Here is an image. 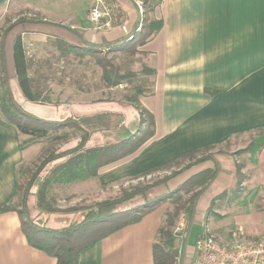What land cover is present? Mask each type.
I'll return each instance as SVG.
<instances>
[{
	"label": "crops",
	"instance_id": "1",
	"mask_svg": "<svg viewBox=\"0 0 264 264\" xmlns=\"http://www.w3.org/2000/svg\"><path fill=\"white\" fill-rule=\"evenodd\" d=\"M111 1L119 10L116 27L98 33L94 45L126 41L121 26L130 37L136 34L140 17L135 2ZM89 6L90 0H0V26L25 19L26 30L19 26L9 35L19 33L27 56L39 57V48L44 52L52 36L64 35L61 28L82 33L91 44L86 20ZM146 7L152 8L150 20L162 22L161 30L135 55L141 58L138 70L144 65L155 73L151 92L139 99L154 117V136L133 155L100 169L98 176L114 169L113 178L127 180L179 165L172 172L180 171L185 182L216 167L214 180L198 199L196 220L206 215L203 204L208 206L224 192H237L239 199L232 203L241 202L228 224L213 229L205 224L197 239L209 230L223 237L236 232L255 241L264 235V211L259 212L256 199L264 194V0H147ZM65 37L76 42L68 33ZM10 40L8 37L7 45ZM10 85L26 112L59 120L23 101L12 78ZM2 96L0 84V101ZM88 103L68 105L67 117L74 115L77 107L78 112L86 111ZM98 108L124 117L121 105ZM21 136L0 116V207H10L15 198L17 173L24 158ZM237 167L243 176L239 185ZM173 181H168L166 191ZM163 213V206L159 207L139 223L96 243L81 253L79 264H154L153 246L164 222ZM64 217H46L62 221L56 227L46 225L62 227L69 222ZM193 223L188 222L182 243L187 242ZM182 237H178L180 241ZM182 250L179 256L189 255L193 248L183 245ZM0 264H56V260L30 247L17 213L7 211L0 213Z\"/></svg>",
	"mask_w": 264,
	"mask_h": 264
},
{
	"label": "trees",
	"instance_id": "2",
	"mask_svg": "<svg viewBox=\"0 0 264 264\" xmlns=\"http://www.w3.org/2000/svg\"><path fill=\"white\" fill-rule=\"evenodd\" d=\"M145 6L147 0H142ZM148 8L140 32L131 40L105 46L87 43L82 33L63 29L64 35H54L44 48V57H28L27 51L19 33L9 35L14 29L27 24L25 19H18L4 31L0 41V84L3 88V99L0 103L1 112L8 124L20 135L32 138H45L50 133L71 130L80 133L76 145L68 150L57 152L48 151L42 158L36 171L29 177L24 187L16 184L15 197H19L17 208L6 205L0 207V213L14 211L20 220L21 231L30 247L39 250L56 260V264H79L82 252L119 230L139 223L144 216L165 204L175 206L173 213L165 214L162 227L158 231V239L153 246L154 264H175L178 251L174 248V237L171 229L174 227V217L178 214L183 196H187V210L191 215L197 201L204 190L216 176L214 170L200 172L175 189L166 191L167 183L177 176L180 171L151 184L149 187L134 189L115 198L97 202L92 205L75 206L67 209L52 207L47 194L53 183L83 182L98 176L100 169L112 165L133 155L139 148L154 136V117L139 103L140 97L146 92L147 77L155 76L153 70L143 65L141 71L121 73L120 67L115 65L107 56L110 54H129L135 56L138 49L146 44L153 35L162 28L161 21L150 20ZM23 30H26L25 28ZM68 33L76 42L65 37ZM10 43L7 45V38ZM141 54V53H140ZM144 56V55H142ZM72 65L82 68L87 65L98 68V90H111L121 86L134 89V96L129 102L134 104L136 113V128L127 137L116 142L106 144H89L90 139L84 128L93 122L100 121L107 128L123 117L120 113L100 110L101 106L120 105L119 101L99 99L88 103L86 111L75 113L65 119L48 120L39 118L26 112L15 99L10 80L15 83L23 101L31 104L41 103L43 100L42 82H46L52 66L63 67ZM64 68V67H63ZM96 73V71L94 70ZM12 77H11V76ZM81 87L78 81L70 82ZM152 85V82L150 83ZM83 88V87H82ZM149 94V93H148ZM192 153L189 157L193 156ZM207 158L197 160L199 163ZM193 165V164H191ZM189 165V166H191ZM46 174L41 177L43 171ZM40 179V180H39ZM238 185L243 176L239 167L236 169ZM161 188L159 193L157 191ZM215 200L210 203V208ZM50 216L70 217L68 224L59 228H50L39 223Z\"/></svg>",
	"mask_w": 264,
	"mask_h": 264
},
{
	"label": "rangeland",
	"instance_id": "3",
	"mask_svg": "<svg viewBox=\"0 0 264 264\" xmlns=\"http://www.w3.org/2000/svg\"><path fill=\"white\" fill-rule=\"evenodd\" d=\"M148 8L149 7H146V12ZM8 26L9 24L0 26V41L2 37L1 34L4 31L3 29H7ZM39 54L41 55L39 57H44L45 52L39 48ZM107 58L111 59L115 65L120 67L121 73L130 71L138 74L141 71V69L138 70L139 66L141 65V58L139 57L129 54H110L107 56ZM63 67L61 68L59 66L57 67L56 65H53L51 72L47 75V78L49 77V79L46 82H42L41 88L43 100H41V103L35 104L42 108L41 113H44V115L48 118L65 119L68 116L66 107L68 105L70 106L72 103L92 102L99 99L119 101L120 105L122 106L124 117L119 121H115L114 125L109 128H104L100 121L93 122L89 126L85 127L84 132L90 139L89 144H106L116 142L119 139L129 136L135 130L136 118L133 114V111L131 110L134 107V104L129 102L132 100V97L135 94L132 87L121 86L111 90H98V68L90 65L82 68H76V66L66 64L63 65ZM135 70H138V72ZM68 77L70 78V82L73 80L76 81L78 79L82 86L77 87L76 84H69V81L66 80ZM146 79L148 81V85H146L143 91L148 94L152 90V85L150 84L151 78L147 77ZM2 100H4L3 96L1 101ZM0 116L4 117L1 112V108ZM77 134L80 135V133H75L71 130H63L56 133H50L45 138L38 139L22 135L20 146L24 152V158L22 160L21 166L18 169L16 183L20 187H24L27 183V180L36 171L37 167H39L40 161L48 151L62 152L73 148L78 141ZM178 167L179 165H176L173 168L167 169V171H164V169H159L157 172H152L149 175H143L127 180L113 178L112 174H114L115 170L111 169L107 172H104L102 175L99 174V176L96 178L83 182H74L70 184L63 182L53 183L48 191L47 199L52 207L59 209H67L82 205H92L97 202L115 198L134 189L149 187L151 184L157 183L159 180L168 176L170 172L174 171ZM192 167L188 168L187 170L191 169ZM46 172L47 171L44 170L41 173V177H43ZM182 177L183 176L179 173L177 176L172 178L174 181L170 183L168 189L173 190L176 188V186L183 183L184 179ZM102 178L104 180H102ZM160 190L161 188L157 191V193H159ZM236 198L239 199L237 192H224L221 195L215 196V204L211 208L210 204L207 206V203L201 201V204L204 203L203 206L206 215L198 221L196 220L197 218L194 217L196 211H193L191 215L189 214L187 210L188 205H186L188 197L184 195L183 201L180 204V209L178 210V214L176 217H174V227L171 229L172 235L174 237V248L178 251V253L179 250L183 251V245L187 246L188 248L194 247L197 237L203 232L205 228V224H208L212 229L221 228L223 225L228 224L229 221H231L232 218L237 214L236 212L238 211V208H236V206L241 202L237 201L232 203V200ZM256 199L258 201V210L260 209L264 211V194H261L259 198ZM18 205L19 197L16 196L10 204V207L17 208ZM163 209V214L165 217V214L173 213L175 211V206L171 204H165L163 205ZM234 210L237 211L234 212ZM260 210L259 212H262ZM181 214L186 215L187 221L189 223L194 222L189 230L187 242L183 243L182 240L180 241V238H178L179 235L177 236L175 233V227ZM69 218L70 217H64V219ZM38 221L39 223H43L44 221L50 227H56L62 224L61 220H55L52 218H46L42 221L38 219ZM183 235H186V231ZM157 241H159V239ZM192 261L193 260L190 255L182 254L180 256L178 255V260L175 264H192Z\"/></svg>",
	"mask_w": 264,
	"mask_h": 264
},
{
	"label": "built area",
	"instance_id": "4",
	"mask_svg": "<svg viewBox=\"0 0 264 264\" xmlns=\"http://www.w3.org/2000/svg\"><path fill=\"white\" fill-rule=\"evenodd\" d=\"M135 2L140 17V23L136 33L140 32L144 16L145 6L142 2ZM118 6L111 0H90V6L86 14V20L90 24L92 32L90 43L97 42L96 35L114 29L118 19ZM126 39L131 40L126 28L121 26ZM264 209V207H263ZM187 217L181 214L175 227L178 237L187 230ZM182 237L181 240H183ZM179 255V253H178ZM192 264H264V235L257 240L249 242L240 233L230 232L226 237L216 235L206 230L204 235L198 238L189 254Z\"/></svg>",
	"mask_w": 264,
	"mask_h": 264
}]
</instances>
